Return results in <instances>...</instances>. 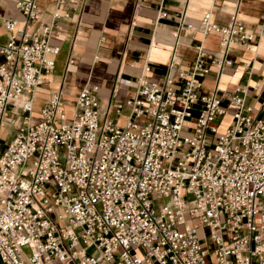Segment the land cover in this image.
<instances>
[{"label":"built area","instance_id":"1","mask_svg":"<svg viewBox=\"0 0 264 264\" xmlns=\"http://www.w3.org/2000/svg\"><path fill=\"white\" fill-rule=\"evenodd\" d=\"M17 5L23 20H2L0 46V132L9 113L22 114L0 154V264H264V116L233 94L234 123L211 143L225 111L220 97H204L194 133L183 135L209 72L202 49L179 90L146 69L124 127L100 121L97 87L81 91L72 119L57 92L34 123L36 91L55 68L47 56L59 48L51 25L30 31L37 0ZM201 27L220 36L219 67L232 65V45L249 49L255 37L236 17L219 25L206 15Z\"/></svg>","mask_w":264,"mask_h":264},{"label":"crops","instance_id":"2","mask_svg":"<svg viewBox=\"0 0 264 264\" xmlns=\"http://www.w3.org/2000/svg\"><path fill=\"white\" fill-rule=\"evenodd\" d=\"M37 10L30 31L40 32L51 25L50 44L59 53L47 56L55 61V68L44 73L36 91L34 123L41 120L43 106L57 92L63 93L65 111L72 119L81 91L97 87L100 121L111 118L124 127L133 118L125 102L137 96L145 70L149 69L148 77L159 87L167 89L166 77H171L172 86L179 90L184 83L180 73L193 70L200 48L209 72L197 79L202 86L183 135L194 133L204 97H220L225 111L213 125L216 134L209 132L211 143L234 123L238 108L230 103L233 94L244 97L254 117L264 116V0H68L61 5L56 0H37ZM206 15L219 25L236 17L255 35L249 49L230 47L231 66L212 64L222 47L218 33L202 29ZM0 17L1 46L9 38L2 20H23L17 0H0ZM4 62L0 56V63ZM21 121V113H9L4 123L11 128L8 143Z\"/></svg>","mask_w":264,"mask_h":264},{"label":"rangeland","instance_id":"3","mask_svg":"<svg viewBox=\"0 0 264 264\" xmlns=\"http://www.w3.org/2000/svg\"><path fill=\"white\" fill-rule=\"evenodd\" d=\"M9 130H11L10 126L4 125L2 133L0 132V154L6 149V146L8 144L7 136L11 134V133H8ZM47 193H49V190H47ZM193 224L198 228V232H199L200 238L202 239L204 249L208 250L209 253L212 254L214 247L210 239L208 229H205L204 227H202L199 220L193 221ZM207 260H208V264H211V256H209Z\"/></svg>","mask_w":264,"mask_h":264},{"label":"bare ground","instance_id":"4","mask_svg":"<svg viewBox=\"0 0 264 264\" xmlns=\"http://www.w3.org/2000/svg\"><path fill=\"white\" fill-rule=\"evenodd\" d=\"M206 229V228H205ZM204 230V229H203ZM203 232V231H202ZM208 237V236H207Z\"/></svg>","mask_w":264,"mask_h":264}]
</instances>
